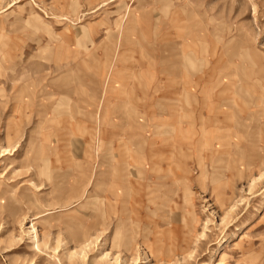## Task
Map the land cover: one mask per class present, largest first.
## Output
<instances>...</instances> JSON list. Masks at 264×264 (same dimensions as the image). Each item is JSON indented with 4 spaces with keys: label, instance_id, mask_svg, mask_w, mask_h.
<instances>
[{
    "label": "rangeland",
    "instance_id": "rangeland-1",
    "mask_svg": "<svg viewBox=\"0 0 264 264\" xmlns=\"http://www.w3.org/2000/svg\"><path fill=\"white\" fill-rule=\"evenodd\" d=\"M167 58L231 128L160 124ZM0 264H264V0H0Z\"/></svg>",
    "mask_w": 264,
    "mask_h": 264
},
{
    "label": "crops",
    "instance_id": "crops-1",
    "mask_svg": "<svg viewBox=\"0 0 264 264\" xmlns=\"http://www.w3.org/2000/svg\"><path fill=\"white\" fill-rule=\"evenodd\" d=\"M126 12H127V10H126ZM160 62L161 63H159V65H161L162 67L157 70L158 73L156 74V79H155L156 83H157L155 85L156 86L155 87L156 88L155 93L157 94L156 102H157V105L159 107H161L160 108L161 110H157L158 111L157 113H160L158 115V117L160 119V124L162 122H164L166 124L171 123V125L173 127L174 126L176 127L175 128L176 133L185 132L187 134V136L189 137V144L188 145H192L195 143V140H196L195 138L197 137V135H198L197 138L201 139V141L198 142V144L204 143L202 141V138H201L202 137L201 130L204 131V129L210 128L209 125H206L205 122L215 123V124H217V126L221 125V127L219 126L220 129H226L228 127L226 125L227 122H231L230 120L236 121L235 118H232L233 116H231V115L228 116L226 112H224V113L218 112V111H222L220 109L218 110V109L214 108L215 111L213 113H211V111L208 110L209 107H213V106H211L210 103H208L209 105H205V106L201 105L200 106L199 85H198L197 80H194L193 85H192L191 92L194 94L190 93V98H191V103H192L191 107L187 110L186 109H178L177 111L171 110L169 107H172L176 104V99H178V98L183 99V98L188 97V95H187L188 94L187 93L188 92L187 73H184V72L174 73L173 72V68H174V66H176L174 59L167 58V59L160 60ZM140 65H141V63H140ZM140 68H141L140 70H143V68L141 66H140ZM138 76H139L138 81L144 80L143 74L142 75L138 74ZM210 88H211V86H210ZM210 92L211 91H209V93L207 94L208 100L210 97ZM182 102H184V101L182 100ZM232 104L234 107H237V105H238L237 98H235V102H234V100L232 101ZM159 107H157V108H159ZM146 111H148V110H146ZM223 111H225V110H223ZM150 116L151 115H149V118H150ZM152 121H153V124H155L154 118H152ZM236 123L237 122H235V124ZM160 124H159V127H160ZM176 124H178V125H176ZM149 128H152V126H150ZM149 128L147 127L146 131H149ZM228 128H231V127L229 126ZM234 129H236V127H234ZM151 136H152V134L147 136L148 142L150 141L149 139L152 138ZM183 145H185V144H183ZM125 148H126L125 144H120L119 146H117L116 150H115L116 157H118L119 150L125 149ZM187 154L188 155L186 156V159H188V162H189V158L191 157V155L189 154V152ZM190 160H191V158H190ZM120 168H121V166H120V161L118 158V159H116L115 164L113 166V171L114 172L116 171L118 174H121ZM116 169H118V171L120 173Z\"/></svg>",
    "mask_w": 264,
    "mask_h": 264
},
{
    "label": "bare ground",
    "instance_id": "bare-ground-1",
    "mask_svg": "<svg viewBox=\"0 0 264 264\" xmlns=\"http://www.w3.org/2000/svg\"><path fill=\"white\" fill-rule=\"evenodd\" d=\"M228 74V73H227ZM229 75V74H228ZM227 76V75H226ZM192 93V92H191ZM192 94H194V93H192ZM195 96V95H194ZM208 103H210V102H208ZM209 105V104H208ZM215 110V109H214ZM219 110V109H218ZM207 112V111H206ZM213 112V111H212ZM217 112V111H216ZM218 112H221V111H218ZM209 114V113H208ZM166 115V114H165ZM240 115V114H239ZM200 116V115H199ZM213 117V116H212ZM218 117V116H217ZM183 118V117H182ZM186 119V118H185ZM239 121V120H238ZM206 123V125H208L209 123L208 122H205ZM171 124V123H170ZM176 125H178V124H176ZM205 125V126H206ZM175 127V126H174ZM216 128V127H215ZM186 129V128H185ZM198 129V128H197ZM203 129V128H202ZM202 131V130H201ZM207 131H208V129H207ZM206 131V132H207ZM220 131H222V130H220ZM199 132V131H198ZM208 133V132H207ZM211 133V132H210ZM215 134V133H214ZM226 134V133H225ZM200 136V135H199ZM227 136V135H226ZM216 137V136H215ZM197 138V137H196ZM211 138V137H210ZM222 138H224V137H222ZM229 138V137H228ZM198 140H201V139H198ZM215 140V139H214ZM217 140H218V136H217ZM218 142V141H217ZM225 142H228L227 140L225 141ZM230 142V141H229ZM221 143V142H220ZM197 144V143H196ZM206 144V143H205ZM211 144H212V142H211ZM217 144V143H216ZM239 144V143H238ZM180 145V144H179ZM203 145V144H202ZM220 145V144H219ZM222 146H223V144H221ZM227 146H228V144H227ZM190 147V146H189ZM192 149H194V148H192ZM196 149H197V147H196ZM203 149V148H202ZM212 152V151H211ZM8 154V153H7ZM7 154H4V155H7ZM195 154H196V152H195ZM198 154V153H197ZM212 155V154H211ZM198 156H200V154H198ZM213 156V155H212ZM209 158V155H207L206 157H203V162H206L207 161V159ZM210 158H211V156H210ZM201 159V158H200ZM198 160V159H197ZM217 160V159H216ZM215 160V161H216ZM218 161V160H217ZM222 161V160H221ZM203 162H199L198 163V165L199 166H201V167H205L204 166V164H203ZM201 167H199V168H201ZM117 171H118V169H116ZM199 170H201V169H199ZM119 172V171H118ZM115 173H116V175H115V181L113 182V189L114 190H120V191H125V189L127 188V186H125L126 185V183L124 182L125 181V179H124V177H118L119 175H121V174H118L116 171H115ZM120 173V172H119ZM202 176H206L207 175V173L205 172V170H203L202 169ZM118 175V176H117ZM201 177V176H200ZM128 184V183H127ZM129 188V187H128ZM127 188V189H128ZM117 191H115V192H117ZM214 191H216L215 190V188H214ZM116 195H118V196H114V197H117V198H119L120 199V197L122 198V199H124L125 198V196H124V192H118V193H116ZM185 195H187V194H185ZM220 197V196H219ZM117 202H119V203H117ZM116 206L119 204V206L118 207H120V211H121V213L122 214H124V212H125V210H126V207L124 206L125 205V202L122 200V201H116ZM126 213V212H125ZM117 230V229H116ZM117 235V234H116ZM129 246V244H127V247Z\"/></svg>",
    "mask_w": 264,
    "mask_h": 264
}]
</instances>
